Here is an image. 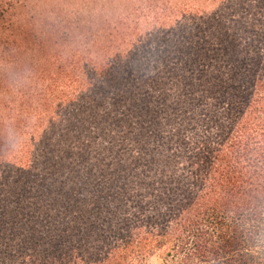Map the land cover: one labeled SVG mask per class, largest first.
<instances>
[{
  "label": "trees",
  "instance_id": "trees-1",
  "mask_svg": "<svg viewBox=\"0 0 264 264\" xmlns=\"http://www.w3.org/2000/svg\"><path fill=\"white\" fill-rule=\"evenodd\" d=\"M0 264H264V0H0Z\"/></svg>",
  "mask_w": 264,
  "mask_h": 264
}]
</instances>
